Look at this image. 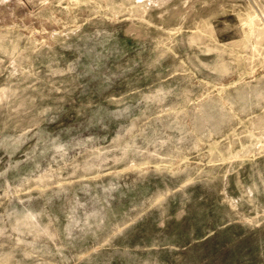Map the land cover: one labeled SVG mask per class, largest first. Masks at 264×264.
I'll return each mask as SVG.
<instances>
[{
  "label": "rangeland",
  "instance_id": "1",
  "mask_svg": "<svg viewBox=\"0 0 264 264\" xmlns=\"http://www.w3.org/2000/svg\"><path fill=\"white\" fill-rule=\"evenodd\" d=\"M0 264H264V0H0Z\"/></svg>",
  "mask_w": 264,
  "mask_h": 264
}]
</instances>
